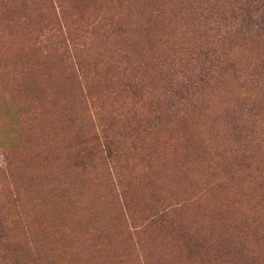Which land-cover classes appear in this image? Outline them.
Masks as SVG:
<instances>
[{"label":"rangeland","instance_id":"obj_1","mask_svg":"<svg viewBox=\"0 0 264 264\" xmlns=\"http://www.w3.org/2000/svg\"><path fill=\"white\" fill-rule=\"evenodd\" d=\"M220 3L224 15L209 4L202 21L201 0H0V264H224L219 245L245 244L264 262V241L247 235L264 236V153L241 171L228 153L264 143L247 112L264 108V0ZM214 28L244 41L224 45L231 71H213L184 109L180 83ZM149 101L169 124L136 122ZM101 130L108 166L80 154ZM213 178L223 183L209 190ZM158 206L172 208L171 226L145 222Z\"/></svg>","mask_w":264,"mask_h":264},{"label":"trees","instance_id":"obj_2","mask_svg":"<svg viewBox=\"0 0 264 264\" xmlns=\"http://www.w3.org/2000/svg\"><path fill=\"white\" fill-rule=\"evenodd\" d=\"M221 1L222 0H201V4H204V9H205L206 14L200 15L199 19L202 21H209L211 18H214V15L210 12L209 8H207L209 4H214V6L218 8V10L221 9V11L219 12L220 15L221 16L224 15V13L222 12V8H221L222 4L221 3L218 4V2H221ZM197 3L200 4V2H197ZM242 6H243L242 4H238V5H234L232 8H236V10L238 11V10H241ZM140 12L143 13L144 15H147V12L142 9H140ZM158 12L159 11L155 12V16L157 15ZM219 13H217V15ZM164 14L165 13L163 11H160L159 13L160 16L157 15L156 18L154 17V20L160 21L162 16H165ZM248 14H251V12L250 13L248 12ZM231 17L233 18L232 21L237 20L236 17H233V16ZM148 19L150 20V17H148ZM221 19L222 21L225 20L223 18ZM256 24L257 26L259 25V27L264 26V13H263V16L260 18V21L256 22ZM239 26H241V24ZM222 28H225V26H222ZM210 30H213V28H210ZM214 31L216 32V34L213 40V45L211 47H208L205 44L201 47V49L198 52L199 54L198 57H200L202 61L199 62V64H197L195 68H193L189 72V74L185 77L184 83H180L179 87L181 88V92L184 95H186L184 98V101L180 102V104L182 105L184 109H188L191 106L193 109L196 106L197 95L199 93V92L197 93V90L200 91L202 87L204 86L203 83H206L205 81L211 79L210 75L213 71L215 72L217 69L223 70L224 74L228 70L231 71L234 63L232 60L227 58V56H225V55H228L226 54V52L228 51H226L225 49L223 50L224 45L225 44L232 45L231 48L236 47V46L240 47L241 42L244 41V39L238 36V34H235L234 35L235 37H233L229 29L227 31H223L221 28H214ZM248 35H251V34L248 33ZM159 58L161 62L163 58H161V56ZM149 78L151 80H155L154 78L151 77V75L149 76ZM217 78H218L217 81L219 83H221L222 81L221 78H224L227 82L229 79L227 78V76H223V75ZM169 86L171 85L169 84ZM165 89H167V86L160 87V90H162L163 92H166ZM170 89L173 90L177 88L175 86H171ZM129 90L133 91L132 94L134 96H139L140 94L138 91H136V85L134 86L130 85ZM149 102L150 104L147 103V106H148L147 110H145V112L142 115L140 114V111H138L139 113L137 112L141 116V118L138 116V119L140 118V120L135 119L136 122L139 123L140 121L141 123L146 124L145 129L152 128L153 124H157V125H159L160 123L169 124L171 118H168V116H166L165 108L163 107V109L162 108L157 109L154 107V106H157V104L158 106H160L162 103L158 100H157V104L156 102H153V101H149ZM263 109L264 108L262 105L260 106L259 104H254L252 105V107L250 106V108H247V112H249L250 114L256 113L255 116L258 118L260 117V120L264 121V110ZM262 116H263V120L261 119ZM233 122L235 124V127L238 129V131L242 132L243 128L240 127L239 129V124L235 122L234 120ZM231 124H232V119L228 125L231 126ZM250 142L253 144L252 146L250 145H247L246 147L239 146L237 147L239 149L234 148L232 151L230 150L228 151V153H230V155L232 156V161L236 163L235 167L240 166L239 169H237V171H241L243 168H246L247 166L245 162L253 158V157L246 158V155H252L251 152H253L254 150H258V152L261 150L262 153H264V143H259L254 138L250 140ZM82 144L84 148L80 152V154L87 155L88 157L92 156L93 158L98 154L103 155L105 159V162L104 161L103 162L105 163V165L108 166L111 163L112 161L111 160L112 159V155H111L112 154L111 153L112 152L111 150L112 142L110 141L107 135L103 134L102 130L100 131V133H97L91 140L83 141ZM93 151L94 152L96 151L95 155H93ZM88 157H86V159ZM79 161H81V164H79L80 166H85V158L83 156L80 157ZM263 175H264V168H263ZM222 183L223 182L221 181V179L213 178L211 181L207 183V185L209 186V190H213V189H219V187L222 186ZM258 184H260L261 187L264 188V176L260 178V181ZM171 210L172 208H168V207H161V206L155 207L153 209L152 214H150L147 218H145V222H147L148 225L151 226V228L155 226L166 225V223H169L171 226L175 220V217L174 219H172V216H174L175 213L172 212ZM139 226H142V225L140 224ZM175 227L179 229L178 231L181 234L186 235L190 241H193L194 245L196 244V246L200 247V242H202L201 235H196L195 233H192L193 231L181 227L178 223L177 224L175 223ZM251 232L253 236L251 237L253 243H255V245L262 244V242L264 241V236H263V232H260L259 230L251 229L248 232V234L245 233V231H242V235L244 234L242 237H245L246 234L249 236ZM215 244H216V240H215ZM218 247L223 248V249L225 248L226 250L225 254L223 255L220 254L218 256L219 258L225 259L224 264H264V262H262L261 259H259L258 253H256L254 250H250V246L248 244L239 245V247L237 248H235L234 246L232 247V245H230V247L228 246L229 247L228 250H227V247H223L222 245H219ZM231 248L233 250H231Z\"/></svg>","mask_w":264,"mask_h":264}]
</instances>
